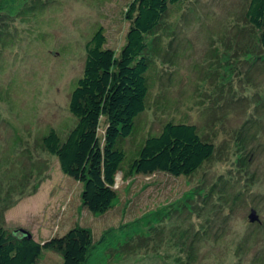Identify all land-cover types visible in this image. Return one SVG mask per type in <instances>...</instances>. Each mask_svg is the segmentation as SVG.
<instances>
[{"label": "rangeland", "instance_id": "374dc122", "mask_svg": "<svg viewBox=\"0 0 264 264\" xmlns=\"http://www.w3.org/2000/svg\"><path fill=\"white\" fill-rule=\"evenodd\" d=\"M131 1L28 0L26 13L0 25L3 228L25 230L38 243L88 229L87 264H185L183 231L198 232V242L186 244L197 248L193 264H264V60L244 19L248 0H184L170 9L147 110L123 144L130 157L165 123L194 124L215 153L193 175L119 174L113 206L93 215L81 205V184L44 150L51 130L64 139L75 125L68 101L86 43L102 28L119 53ZM39 264L62 260L43 251Z\"/></svg>", "mask_w": 264, "mask_h": 264}, {"label": "trees", "instance_id": "16d2710c", "mask_svg": "<svg viewBox=\"0 0 264 264\" xmlns=\"http://www.w3.org/2000/svg\"><path fill=\"white\" fill-rule=\"evenodd\" d=\"M27 2L0 0V25L26 13ZM183 3L132 0L124 13L128 29L119 53L107 47L103 29H98L85 45L82 74L69 96L74 127L64 139L54 130L42 138L44 150L56 158L62 174L81 184V205L93 215H103L113 206L119 174L123 180L156 173L190 177L214 156L215 145L187 121L165 123L157 134L147 135L130 157L123 145L147 110L149 74L165 50L164 20L172 7ZM244 19L264 60V0H248ZM17 231L6 230L0 222V264H39L43 251L60 256L62 264H87L94 246L91 232L78 226L43 243ZM197 233H180L185 264L196 262ZM191 239L195 243L187 247Z\"/></svg>", "mask_w": 264, "mask_h": 264}, {"label": "water", "instance_id": "95a60500", "mask_svg": "<svg viewBox=\"0 0 264 264\" xmlns=\"http://www.w3.org/2000/svg\"><path fill=\"white\" fill-rule=\"evenodd\" d=\"M248 220H249L250 223H254V222L258 221V217L256 216L254 211H251V214L249 215ZM16 234L17 235H21L23 237H26L27 239H31L32 238L30 233H28L27 231L22 230V229L17 231Z\"/></svg>", "mask_w": 264, "mask_h": 264}]
</instances>
